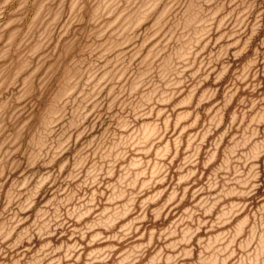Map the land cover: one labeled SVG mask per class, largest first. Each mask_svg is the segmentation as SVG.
<instances>
[{"label": "rangeland", "instance_id": "rangeland-1", "mask_svg": "<svg viewBox=\"0 0 264 264\" xmlns=\"http://www.w3.org/2000/svg\"><path fill=\"white\" fill-rule=\"evenodd\" d=\"M0 264H264V0H0Z\"/></svg>", "mask_w": 264, "mask_h": 264}]
</instances>
